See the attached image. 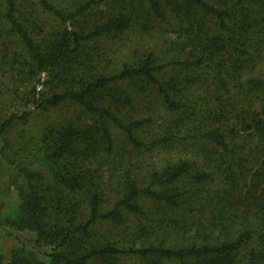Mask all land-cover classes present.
<instances>
[{
    "label": "trees",
    "instance_id": "16d2710c",
    "mask_svg": "<svg viewBox=\"0 0 264 264\" xmlns=\"http://www.w3.org/2000/svg\"><path fill=\"white\" fill-rule=\"evenodd\" d=\"M0 140L6 264H264V0H0Z\"/></svg>",
    "mask_w": 264,
    "mask_h": 264
},
{
    "label": "rangeland",
    "instance_id": "374dc122",
    "mask_svg": "<svg viewBox=\"0 0 264 264\" xmlns=\"http://www.w3.org/2000/svg\"><path fill=\"white\" fill-rule=\"evenodd\" d=\"M22 105L18 102L16 106L12 108L15 111H20ZM19 109V110H17ZM42 117L35 116V120L31 124L32 129L38 128L42 123ZM4 145V141L0 140V147ZM30 155L22 159L23 162H27ZM31 167H36L33 164ZM19 174L16 164L7 162L4 158L0 167V264H6L9 261L11 252L18 245L25 246L26 249L32 251L40 258L44 257V253L48 251V248L34 247L29 244L34 239V234L30 231H18L9 226L3 225V218L7 215L13 214L19 204V195L16 186L23 184L22 175Z\"/></svg>",
    "mask_w": 264,
    "mask_h": 264
}]
</instances>
